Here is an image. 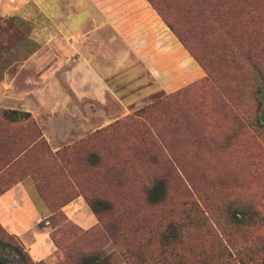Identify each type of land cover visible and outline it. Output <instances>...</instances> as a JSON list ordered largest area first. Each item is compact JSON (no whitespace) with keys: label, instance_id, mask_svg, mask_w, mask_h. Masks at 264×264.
I'll list each match as a JSON object with an SVG mask.
<instances>
[{"label":"trees","instance_id":"1","mask_svg":"<svg viewBox=\"0 0 264 264\" xmlns=\"http://www.w3.org/2000/svg\"><path fill=\"white\" fill-rule=\"evenodd\" d=\"M142 1L150 5L157 20L168 27L204 69V80L216 82L213 92L221 94L220 100L209 102L201 96L197 107L206 112L218 111L228 105L224 101L230 102L231 96H242L245 86L242 73L254 76L253 94L261 107L264 0ZM182 91L179 89L158 99L137 116L145 117L156 109L164 111L171 103L170 98L178 97ZM128 119L133 123L138 120L122 118L54 151L30 112L0 106V196L15 183L31 177L52 215L82 196L112 240L127 239L140 228L131 218L132 210L119 206L116 199L120 197L119 192L103 190L99 185L110 183L118 167L126 170L130 165L143 166V173L147 174L141 181L143 199L149 206H163L170 200L175 167L172 155H165L163 150L166 159L161 160L152 151L148 134L129 137V143L122 139L121 123ZM234 119L239 125L235 126L236 133L245 123L240 114ZM261 120L257 118L259 124ZM219 202V205L209 203L207 210L192 206L190 212L165 222L161 229H150V236L137 249L128 248L115 254L95 247L77 249L64 256L69 264H127L128 261L135 264H264V207L241 196L225 195ZM200 211H208L211 220ZM213 232L223 234L222 239L216 240ZM50 236L59 247L54 236ZM0 245L9 246L21 255L24 264H44L34 262L21 241L1 223ZM0 264L7 263L0 260Z\"/></svg>","mask_w":264,"mask_h":264},{"label":"rangeland","instance_id":"2","mask_svg":"<svg viewBox=\"0 0 264 264\" xmlns=\"http://www.w3.org/2000/svg\"><path fill=\"white\" fill-rule=\"evenodd\" d=\"M10 28L11 37L17 44V40L23 36V24L16 22ZM169 39L167 47H161L165 41H155L152 51L144 53L142 58L134 53L126 65L117 70L111 68L109 93L101 91L99 96L91 98L67 99L73 110V121H64L58 114L66 101L61 98L44 99L49 105L41 107L38 116L41 129L51 137H54V133L61 137L55 141L60 148L83 140L94 131L122 118L138 119L134 121L136 123L131 119L121 123V137L129 143V137L148 134L152 139L150 148L161 160L166 159L163 150L165 155H172L175 167L169 202L163 206L146 204L141 190V181L147 175L143 173V166L130 165L126 170L118 167L110 183L104 182L99 186L102 185L103 190L114 189L120 193V197L116 198L119 206L127 211L132 210L131 218L140 228L127 239L121 238L118 242L112 240L80 196L57 214L52 215L47 209L49 216L38 224L37 227L44 228L56 249L46 261L36 260V250L30 252L18 235L5 228L21 241L34 262L69 264L64 253L68 255L77 249L101 247L115 254L128 248L137 249L150 236V229H161L165 222L190 212L192 206L207 210L209 203L219 205V200L225 195L248 198L264 207V121L261 120V124L257 122L258 117H264V98L258 95L262 101L259 107L252 89L254 76L242 73L245 80L242 96L233 95L228 98L230 102L224 101L227 106L206 112L202 107H197L196 102L201 96H205L209 102L214 99L219 101L221 94L213 92L216 82L204 80L206 72L177 37L171 36ZM24 52L21 49L13 50L8 55L9 61L19 60ZM1 53L0 49V57ZM205 87L209 89L203 91ZM179 89L183 93L171 97V103L164 111L156 109L145 117L137 116L143 108ZM236 114L243 116L245 126L235 133V126H239L234 119ZM131 133L134 135L129 136ZM51 148L54 150L56 147ZM33 195L29 203L37 201L41 207L46 206L37 193ZM208 213L200 211L211 220ZM15 228L21 230L20 227ZM213 235L217 240L222 239L223 234L215 235L213 232ZM37 245L41 253H51L50 245L45 241H39ZM0 260L7 264H24L22 256L9 246L0 245ZM127 264L135 263L128 261Z\"/></svg>","mask_w":264,"mask_h":264},{"label":"crops","instance_id":"3","mask_svg":"<svg viewBox=\"0 0 264 264\" xmlns=\"http://www.w3.org/2000/svg\"><path fill=\"white\" fill-rule=\"evenodd\" d=\"M107 1L0 0V106L28 111L39 123L41 107L49 105L44 99L61 98L66 101L58 114L64 121H73L67 99L109 93L111 68L126 65L134 53L142 58L155 41H165L162 48L168 46L174 35L147 2ZM16 22L24 28L17 44L10 28ZM18 49L24 55L9 61L8 55ZM42 131L54 150L61 147L55 142L61 137ZM35 193L31 177L6 190L0 196V223L18 235L30 252L36 250V260L46 261L56 249L44 228L37 227L49 213L37 201L29 203ZM39 241L50 245V254L37 250Z\"/></svg>","mask_w":264,"mask_h":264},{"label":"water","instance_id":"4","mask_svg":"<svg viewBox=\"0 0 264 264\" xmlns=\"http://www.w3.org/2000/svg\"><path fill=\"white\" fill-rule=\"evenodd\" d=\"M262 121H264V117H262Z\"/></svg>","mask_w":264,"mask_h":264}]
</instances>
